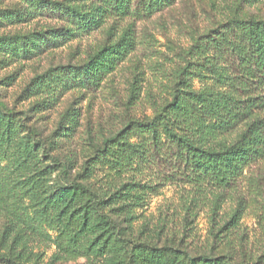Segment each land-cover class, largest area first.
I'll use <instances>...</instances> for the list:
<instances>
[{"label": "rangeland", "instance_id": "rangeland-1", "mask_svg": "<svg viewBox=\"0 0 264 264\" xmlns=\"http://www.w3.org/2000/svg\"><path fill=\"white\" fill-rule=\"evenodd\" d=\"M98 1L0 0V112L21 125L17 140L0 146V181L7 198L0 208V253L9 248L2 244L9 225L16 227L10 242L16 234H32L17 264H114L110 254H61L54 243L57 228L37 221L31 195L16 187L22 175L33 171L20 166L22 132L43 139L51 156L66 164L74 177L107 139L132 122L152 120L173 100L175 75L201 36L233 19L264 20V0H172L151 13L146 0H133L127 15L114 13L99 27L73 35L64 11L68 7L91 14L100 7ZM125 47L118 66L97 84L55 91L50 84L38 87L50 71L94 67L100 57ZM226 59L223 65L233 67L234 59ZM255 95L264 99V93ZM258 112L264 115V105ZM61 125L71 132L54 139ZM150 157L144 176L158 188L127 230L125 237L133 245L182 247L198 255L242 207L237 227L225 232L228 239L216 242L215 254L230 255L233 264H264V161L248 168L232 188L205 190L196 206L193 187L176 165L175 150L166 145L153 149ZM49 162L46 158L45 164ZM191 205L194 214L187 211Z\"/></svg>", "mask_w": 264, "mask_h": 264}, {"label": "trees", "instance_id": "trees-1", "mask_svg": "<svg viewBox=\"0 0 264 264\" xmlns=\"http://www.w3.org/2000/svg\"><path fill=\"white\" fill-rule=\"evenodd\" d=\"M171 1L146 0L144 6L151 13ZM98 2L100 7L91 14L67 7L64 12L73 35L99 27L114 13L127 15L133 0ZM125 52L127 47L100 57L94 67L50 71L45 81L35 82L39 88L54 86L52 91L69 86L86 88L113 71ZM227 56L234 59L233 67L223 65ZM186 58L184 69L175 75L173 100L152 120L132 122L107 139L74 177L66 164L51 156L43 139L23 132L18 137L20 166L33 171L22 175L16 187L31 195L37 221L57 228L54 243L61 254L71 258L84 253L110 254L114 264H233L230 255L215 254V245L230 237L225 232L237 227L242 207L214 233L210 248L198 255L182 247L133 245L125 237L137 211L158 188L144 176L153 149L157 152L170 145L175 150L176 165L193 187L196 206L202 203L205 190L232 188L248 168L264 161V115L258 112L264 99L255 95L264 93V20L227 21L201 36ZM20 127L0 112V146L16 139ZM69 132V127L61 125L53 137L63 138ZM43 157L50 162L45 164ZM6 200L0 181V208ZM193 206L187 208L191 214L196 210ZM15 228L9 225L3 233L2 244L9 248L0 253V261L9 264L23 258L26 242L32 237L29 232L16 234L10 242Z\"/></svg>", "mask_w": 264, "mask_h": 264}]
</instances>
